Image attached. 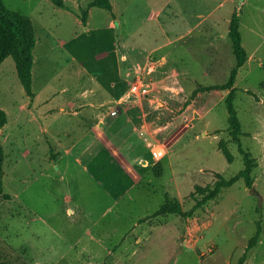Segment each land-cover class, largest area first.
<instances>
[{
    "label": "rangeland",
    "instance_id": "1",
    "mask_svg": "<svg viewBox=\"0 0 264 264\" xmlns=\"http://www.w3.org/2000/svg\"><path fill=\"white\" fill-rule=\"evenodd\" d=\"M61 1L71 11L80 4V16L86 17L93 8L92 0ZM202 1L201 6H189L190 12L198 8L203 14L196 21H204L205 26L216 19L221 22L218 52L207 61L213 68L204 75L167 76L162 55L148 54L126 76L124 87L128 88L118 101L157 94L158 105H162L158 107L164 111L160 116L164 123L157 124L167 126L165 143L153 139L145 127L129 133L132 151L141 150V161H147L140 165L143 172L136 181V173L124 170L134 154H125L116 141L114 145L121 147L119 156L102 150L86 171L70 158L47 168L42 162V140L36 138L35 103L79 98L83 89L94 90V99H98L110 86L114 65L104 30L108 13L93 8L86 31L51 0H0L6 10L29 18L39 40L31 69L35 98L24 93L11 55L0 64V109L6 115L0 127V181L10 196L0 198L4 264H264V0ZM109 2L117 9L127 4V0ZM237 5L246 52V62L237 70L233 84L239 145L228 131V91L212 89L226 83L235 64L230 40L225 43L223 39ZM132 23L131 19L128 24ZM67 56H74L76 62ZM81 66L106 88H95L80 73ZM137 75L147 86L146 94L128 97L129 84ZM62 122L60 126L69 125ZM67 134L63 133L62 143L82 144L79 134ZM220 145L227 149L230 161ZM162 148L164 156L152 159V152ZM240 150L250 156L249 178L256 195L239 179L190 218L155 216L167 200L189 211L202 198L197 188L211 187L219 177L227 180L243 170ZM257 229V243L247 249Z\"/></svg>",
    "mask_w": 264,
    "mask_h": 264
},
{
    "label": "crops",
    "instance_id": "2",
    "mask_svg": "<svg viewBox=\"0 0 264 264\" xmlns=\"http://www.w3.org/2000/svg\"><path fill=\"white\" fill-rule=\"evenodd\" d=\"M198 1L127 0L126 6L118 9L110 3L112 11L111 13L106 11L108 17L104 30H107L111 45L112 55H110V59L114 65L112 71L114 74L111 75V84L103 92V96L94 99V90L88 92L83 89L79 93V98L74 96L63 101L45 100L41 103H35L38 114L36 138L42 140V162L47 165V168L56 166L60 159L70 158L75 164L82 166V169L87 171V166L95 162V159L103 152L102 150H108L111 156L118 157L121 147H117V145L123 146L125 154L130 153L132 145L127 139L129 133H137L138 127L139 129L145 127L153 135V139L159 143H165L167 135L164 133L167 132V126L163 127L157 124L161 121L164 123V120L160 119L164 111L158 107L162 105H158L161 103L156 97L157 94L153 93L151 97L131 98L126 103H122L121 109L116 113L117 105L115 104L128 88V85L124 87L126 76L130 73L132 66H139L142 56L146 57L148 54L152 56L153 54L155 56L162 55L167 66V76L204 75L206 70L214 67L210 63L207 64V61L213 59L218 52L217 45L220 36L217 30L221 22L216 19L211 22V25L205 26L203 25L205 24L204 21H196V19L203 17V14L198 13V8L196 12L195 10L190 12L189 6L196 3L200 6L203 5L202 0L201 2ZM238 5L235 6L232 14L239 7ZM129 6H133V8L130 9ZM93 8L88 9L84 24L81 22L79 14L80 4L77 5L75 11L67 10L65 6L59 9L67 15L74 16L77 24L89 31L88 25ZM124 15L127 18L123 19ZM131 19L133 23L129 25L128 22ZM227 36L228 34L223 39L225 43H229ZM38 44L39 40L36 39L32 68L35 63V49ZM49 51H52V48H49ZM66 51L69 53L68 50ZM67 60L76 62L74 56L69 58L67 56ZM163 70V73H166V68ZM82 72L94 82L95 88L101 90L106 88L96 82L92 76L93 72L90 74L84 67L80 69V73ZM37 73L40 76L41 70L38 69ZM66 91L64 89L62 92ZM32 93V98H35L36 93L33 90ZM90 94L93 97L87 100ZM48 102L50 105L45 106ZM59 121H64L69 125L60 126ZM63 133L67 137L70 135L67 133H71L73 136L79 134L82 144L62 143ZM115 141L117 145H114L113 142ZM139 151L140 153L134 149L131 152L134 154L132 162L124 168L127 173H136V181L139 179V174L143 172L140 165L147 163L146 158L141 161L142 151ZM135 162L139 164L136 167L133 164ZM123 163H125L124 159L121 160V165H124Z\"/></svg>",
    "mask_w": 264,
    "mask_h": 264
},
{
    "label": "trees",
    "instance_id": "3",
    "mask_svg": "<svg viewBox=\"0 0 264 264\" xmlns=\"http://www.w3.org/2000/svg\"><path fill=\"white\" fill-rule=\"evenodd\" d=\"M55 7L64 8L61 0H51ZM91 7L99 8L107 12H111V4L109 0H92ZM81 22L85 23V16L81 14ZM239 8L232 14L228 25V37L231 43L232 52L235 58V66L230 71L228 80L220 87H213L222 91H228L225 100V107L228 115V131L231 139L239 145L238 137L240 134V124L237 119L236 111L233 107L234 89L233 84L236 79L237 70L240 69L246 62V52L241 45V36L239 33ZM35 30L29 18L13 13L0 6V64L11 55L14 64L17 78L23 88L24 93L32 98L33 93L31 90V69L33 64V49L35 46ZM6 123V115L0 109V127ZM220 150L223 156L230 161V155L227 149L220 145ZM244 158V169L239 171L235 176L229 179H222L219 177L211 187L198 189V194L202 198L187 212L182 211L180 204L176 201H165L160 208L156 211L155 216H165L175 214L184 219L190 218L198 208L204 206L207 202L213 200L219 192L224 188H229L237 180L243 179L246 186H251L249 174L251 171L250 156L244 151L240 150ZM0 198L4 200L10 199V196L4 192L2 183L0 181ZM259 237V229H257L254 237L247 246V249L253 248ZM242 259L240 260V262ZM0 264H4L1 260Z\"/></svg>",
    "mask_w": 264,
    "mask_h": 264
},
{
    "label": "built area",
    "instance_id": "4",
    "mask_svg": "<svg viewBox=\"0 0 264 264\" xmlns=\"http://www.w3.org/2000/svg\"><path fill=\"white\" fill-rule=\"evenodd\" d=\"M146 88L147 86L144 84L143 79L140 76H136L129 84V90L127 96L130 97L132 95L134 96H144L146 94ZM125 99L121 100L119 103H117L116 111L121 109V104L124 103ZM142 134V133H141ZM140 134V135H141ZM164 155V149H160L157 151H153L154 158L158 161L160 160Z\"/></svg>",
    "mask_w": 264,
    "mask_h": 264
},
{
    "label": "water",
    "instance_id": "5",
    "mask_svg": "<svg viewBox=\"0 0 264 264\" xmlns=\"http://www.w3.org/2000/svg\"><path fill=\"white\" fill-rule=\"evenodd\" d=\"M249 193L256 195L255 191L253 190V187L249 189Z\"/></svg>",
    "mask_w": 264,
    "mask_h": 264
}]
</instances>
